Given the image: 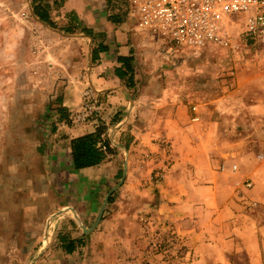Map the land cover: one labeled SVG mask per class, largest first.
<instances>
[{"label":"rangeland","instance_id":"rangeland-1","mask_svg":"<svg viewBox=\"0 0 264 264\" xmlns=\"http://www.w3.org/2000/svg\"><path fill=\"white\" fill-rule=\"evenodd\" d=\"M55 2L48 8L50 25L35 15L31 0H0V264H100L96 256L101 254L92 246L103 243L102 239L106 243L120 240L119 236L106 237L108 230L104 225L98 227L126 205L123 195L131 189H115L109 196L108 188L103 191L99 205L106 198L108 201L101 220L94 226L97 214L84 217L69 210L73 205L85 208L88 204L72 189L71 179L56 176L58 171L51 168L45 154L49 143L40 136L43 129L54 127L52 122L61 120L52 103L66 87H82L80 109L84 92L89 89L95 91L102 103L98 92L84 85L91 65L88 55L93 44L91 35L106 42L113 39L103 30L106 22L99 23L102 14L109 23L111 18H118L129 36L127 46L135 44L131 47L135 97L148 93L151 98H159L167 90L184 96L189 114L194 113L193 117L198 118L194 120L198 123L196 131L207 133L202 144L209 147L245 140L250 165L244 183L251 184L246 187L249 189L256 185L253 175L260 169L253 164L264 162V50L246 33L244 14L225 19L222 29L227 44L196 48L179 45L160 32L140 28L136 0ZM67 4L79 13L67 10ZM88 16L97 20V27L88 28L93 32L86 27ZM71 21L76 29L73 33L66 31ZM142 84H147V89L141 90ZM139 104L144 107L139 114L148 118L154 115H150L153 103ZM73 113L68 116L71 123ZM103 113L102 107L92 122L96 124ZM47 115L48 120L43 124L41 118ZM145 115L142 120L147 118ZM102 129L105 133V128ZM104 142L99 141L98 146L102 143L105 147L100 148L106 151ZM112 153L111 150L108 155ZM176 156H166L169 159L165 157L163 166L154 170L150 180L162 182L171 166L168 162ZM224 168L222 164L220 169ZM235 169L233 166L232 170ZM118 182L117 178L111 186L115 188ZM66 207L69 211L65 212ZM254 214L264 226V209L258 208ZM150 217L140 218V226L126 224L133 229L132 233L141 235L132 264H192V251L178 241L174 228L165 229L167 224ZM109 226L110 223L108 229ZM70 241L77 246L85 245L84 250L76 255V250L68 253L65 246ZM109 255L113 256L106 252L102 259ZM236 256V264H252L245 253ZM262 260L264 264V257Z\"/></svg>","mask_w":264,"mask_h":264},{"label":"crops","instance_id":"crops-1","mask_svg":"<svg viewBox=\"0 0 264 264\" xmlns=\"http://www.w3.org/2000/svg\"><path fill=\"white\" fill-rule=\"evenodd\" d=\"M55 1L43 3L51 9ZM66 7L79 13L71 4ZM106 17L102 14L99 23L106 22L103 30L113 39L106 42L91 35L93 44L88 50L91 65L86 71L87 84H84L98 92L104 113L96 124L94 121L72 125L68 116L80 109L82 87L68 86L52 103L66 116L52 122L54 127L50 126V130L46 131L43 129L40 134L49 143L46 144L45 154L49 156L51 168L59 172L56 176L71 179L72 189L88 204L85 208L69 207L72 213L74 211L77 216L84 217L98 214L102 207L99 205L101 194L107 188L111 191L114 188L111 185L117 178L118 183L123 178V186L116 191L131 189L130 193L123 195L126 205L109 215L98 227H107L106 237L112 235L120 239L110 243L102 239V245L92 246L101 254L96 256L99 263H135L136 254L133 252L138 248L136 242L141 235L132 233L133 229L127 225L140 226V218L151 216L149 219L167 224L163 226L165 229L174 228L178 241L192 251V264H236V255L241 253H245L252 264H262L264 226L254 211L264 209V162H254L253 167L260 169L257 174L261 177L253 175L256 185L252 189L246 188L244 182L249 177L247 167L250 156L245 140L226 146L202 144L206 131L198 134V123L193 120L194 113L189 114L184 96L169 90L161 92L159 98H151L145 93L144 97L140 95L137 99L134 94L136 85L132 84L135 71L131 47L135 44L127 46L129 36L118 18H111L112 23H109ZM87 18V29L98 26L97 20L91 16ZM70 25L73 26L72 21ZM139 25L146 32L149 30L140 22ZM128 58L131 62L129 66L126 63ZM145 89L147 84H142L141 90ZM139 101L142 104L153 103L150 115H154L151 118L138 113L144 108ZM143 115L147 117L144 120L141 119ZM47 120L48 115L41 118L43 124ZM101 125L105 128L101 140H105V145L112 148L110 152L112 150L113 153L98 165L75 169L72 140L95 133ZM171 151L177 156L168 162L171 166L165 179L162 182L151 181L154 170L163 166L165 157L176 155H171ZM121 160L124 161L122 164ZM222 164L225 166L223 170L220 169ZM233 166H236L235 170H232ZM84 247L76 246L75 255L80 254ZM106 252L113 256L102 259ZM87 260L93 261L90 258Z\"/></svg>","mask_w":264,"mask_h":264},{"label":"built area","instance_id":"built-area-1","mask_svg":"<svg viewBox=\"0 0 264 264\" xmlns=\"http://www.w3.org/2000/svg\"><path fill=\"white\" fill-rule=\"evenodd\" d=\"M144 28L160 32L179 45L204 48L227 44L224 21L231 15L247 17L246 33L264 50V0H136ZM102 111L94 90L84 92L82 108L71 114L73 124L92 122ZM198 118H193L197 120ZM101 147H105L102 143ZM247 186H251L247 183Z\"/></svg>","mask_w":264,"mask_h":264},{"label":"trees","instance_id":"trees-1","mask_svg":"<svg viewBox=\"0 0 264 264\" xmlns=\"http://www.w3.org/2000/svg\"><path fill=\"white\" fill-rule=\"evenodd\" d=\"M33 11L35 15L43 22L52 25V20L49 14V10L46 5H43V0H31ZM75 27L70 25L66 28L67 32H75ZM84 32V31H82ZM89 34V33H87ZM127 65L131 63L129 58L126 61ZM60 114V118H64L66 115L60 108L56 110ZM103 129H98L95 133L84 135L81 137L74 138L71 142L72 154H73V165L75 169H81L100 164L104 161L110 153V148L107 146V150L104 151L98 147V142L101 140ZM76 243L70 241L65 249L68 253H72L75 250Z\"/></svg>","mask_w":264,"mask_h":264},{"label":"water","instance_id":"water-1","mask_svg":"<svg viewBox=\"0 0 264 264\" xmlns=\"http://www.w3.org/2000/svg\"><path fill=\"white\" fill-rule=\"evenodd\" d=\"M122 181H123V178H122V180H121V182L115 187V188H113L110 192H109V194H108V196L118 187V186H120V184L122 183ZM107 201H108V198H106V200H105V202H104V204L102 205V207H101V209H100V211L98 212V214H97V217H96V222L94 223V226H96L98 223H99V221L101 220V217H102V215H103V212H104V210H105V207H106V203H107ZM93 229V227L92 228H90V229H87L86 231H91Z\"/></svg>","mask_w":264,"mask_h":264}]
</instances>
